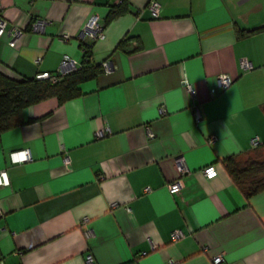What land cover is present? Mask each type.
I'll use <instances>...</instances> for the list:
<instances>
[{
  "label": "crops",
  "instance_id": "1",
  "mask_svg": "<svg viewBox=\"0 0 264 264\" xmlns=\"http://www.w3.org/2000/svg\"><path fill=\"white\" fill-rule=\"evenodd\" d=\"M121 1L0 0L7 28L19 29L13 46L0 36L3 74L77 67L93 13L105 37L92 41V61L109 62L77 96L32 103L0 131L3 263L87 264L91 253L92 264H213L217 254L218 264H264V190L246 197L222 163L252 149L255 134L264 143V0H158V16L149 0H127L107 19ZM24 149L29 159H12Z\"/></svg>",
  "mask_w": 264,
  "mask_h": 264
},
{
  "label": "trees",
  "instance_id": "2",
  "mask_svg": "<svg viewBox=\"0 0 264 264\" xmlns=\"http://www.w3.org/2000/svg\"><path fill=\"white\" fill-rule=\"evenodd\" d=\"M126 4L127 0H122L117 6L111 7L107 19L123 12ZM259 27L262 25L240 29L239 34L245 35ZM102 69V63L92 61L90 48L82 53L77 67L58 73L55 81L36 76L12 78L0 72V131L22 123V110L32 103L49 96L56 97L61 103L77 96L80 93L79 84L95 77ZM222 163L232 182L246 197L264 190V143L227 156L222 159Z\"/></svg>",
  "mask_w": 264,
  "mask_h": 264
},
{
  "label": "built area",
  "instance_id": "3",
  "mask_svg": "<svg viewBox=\"0 0 264 264\" xmlns=\"http://www.w3.org/2000/svg\"><path fill=\"white\" fill-rule=\"evenodd\" d=\"M147 7L153 16H158L160 14L161 3L158 0H149ZM18 31H19V29H17V28H7L6 19L0 13V36L5 34V33H8L9 34L8 44L10 46L14 45L15 37H16ZM81 31H82V37L84 35H88L90 37L89 40L83 41V42H85L84 44H81L82 53H84L87 49L91 48L93 40L102 39L105 37V24L103 21H101L98 14L93 13L87 18V20L83 24ZM67 61H72V59L68 55L65 54L62 58V62L66 63ZM72 62L74 63V61H72ZM239 65L243 69H246V70L254 68L253 62L246 57H240L239 58ZM102 67H103V69L109 68V62L107 60L103 61ZM261 68L264 71V64L261 66ZM35 76L37 78H47L51 81H55L58 79V72H51V71H47V70H42V71H38L35 74ZM217 80H218V83L222 87H227L232 83V77L228 73H219L217 75ZM182 84L187 89V91L191 94V96H193L195 94V90H196L195 85L191 81H189L188 78L183 77ZM195 118L197 121L200 119V113H199L197 108H195ZM104 133H105L104 131H98L97 135L101 136ZM148 135L149 136L153 135V133L149 130V128H148ZM215 139H216V135L214 133H211L208 136L207 140L209 142H214ZM260 143H261V141H260V138L258 135L255 134L250 138L251 147H255V146L259 145ZM29 158H30V153H29L28 149L20 150V151L16 152L15 154L13 153V157H12V159L15 161H23V160H27ZM69 162L70 161H69L68 156H65L63 158V163L66 166H68ZM183 171H184V169H180L179 174H181ZM202 172H203L205 177L211 178L217 174V169L213 163H209V164H206L202 168ZM7 182H8V178L5 174V171H0V184H5ZM167 187H168L169 192H171V193L177 192L179 190V187H180V181L179 180L171 181V182L167 183ZM144 190L149 191L150 187L145 186ZM181 236H183V232L181 231V229L177 228V229H173L171 231L172 239H177ZM84 259H85V262L87 264L93 263V256L91 253H87L85 255ZM222 259H223V256L221 254H217L213 257L212 262H213V264H218ZM0 264H4L1 257H0Z\"/></svg>",
  "mask_w": 264,
  "mask_h": 264
}]
</instances>
